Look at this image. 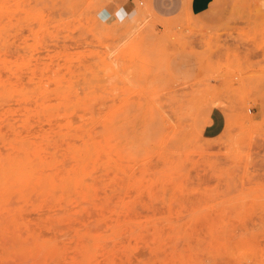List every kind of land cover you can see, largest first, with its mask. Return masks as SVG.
I'll list each match as a JSON object with an SVG mask.
<instances>
[{"label":"rangeland","instance_id":"obj_1","mask_svg":"<svg viewBox=\"0 0 264 264\" xmlns=\"http://www.w3.org/2000/svg\"><path fill=\"white\" fill-rule=\"evenodd\" d=\"M253 2L0 0V264H264Z\"/></svg>","mask_w":264,"mask_h":264},{"label":"crops","instance_id":"obj_2","mask_svg":"<svg viewBox=\"0 0 264 264\" xmlns=\"http://www.w3.org/2000/svg\"><path fill=\"white\" fill-rule=\"evenodd\" d=\"M190 14L196 18L197 25L200 30H214L215 32H223L229 30L234 25L238 24L237 14L239 8L243 15L247 17L249 22V11L254 7L253 0H187V5ZM255 36H221L224 45H228L236 51L242 49L243 40L246 41V52L255 62L257 58L264 55L259 52L257 44L249 42V39ZM264 36H259V40L264 39ZM199 36V40H201ZM242 46V47H240ZM199 50H201V42L199 41ZM201 52V51H200ZM224 54V53H223ZM201 56V53L199 54ZM201 71V64L199 63V72Z\"/></svg>","mask_w":264,"mask_h":264},{"label":"bare ground","instance_id":"obj_3","mask_svg":"<svg viewBox=\"0 0 264 264\" xmlns=\"http://www.w3.org/2000/svg\"><path fill=\"white\" fill-rule=\"evenodd\" d=\"M42 3V2H41ZM33 80H36V79H33ZM54 95V94H53ZM50 98V97H49ZM31 110V109H30ZM24 143V142H23ZM26 143V142H25ZM28 143V142H27Z\"/></svg>","mask_w":264,"mask_h":264}]
</instances>
